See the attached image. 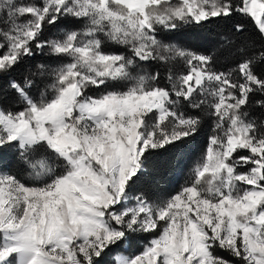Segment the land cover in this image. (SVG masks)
Listing matches in <instances>:
<instances>
[{
	"label": "snow or ice",
	"instance_id": "6c2138e0",
	"mask_svg": "<svg viewBox=\"0 0 264 264\" xmlns=\"http://www.w3.org/2000/svg\"><path fill=\"white\" fill-rule=\"evenodd\" d=\"M0 264H264V0H0Z\"/></svg>",
	"mask_w": 264,
	"mask_h": 264
},
{
	"label": "trees",
	"instance_id": "16d2710c",
	"mask_svg": "<svg viewBox=\"0 0 264 264\" xmlns=\"http://www.w3.org/2000/svg\"><path fill=\"white\" fill-rule=\"evenodd\" d=\"M223 30H224L223 26L219 28L213 27V30L211 33H208V32L202 33V36L205 37V39H198V40L189 41V42L193 43L197 47L212 48L217 39L216 34ZM247 35L248 34L246 33L245 36ZM181 38L186 39V37H181ZM240 39L243 40L244 37H241ZM201 141H202V138H201ZM195 154L196 155L199 154V143L197 145ZM190 163H191V159L186 161V164H190ZM185 171H186V168H185ZM183 178L184 177L181 175V173L178 170L177 171L168 170V171L162 172L160 183L164 189L168 191H174L179 186V184L182 182Z\"/></svg>",
	"mask_w": 264,
	"mask_h": 264
}]
</instances>
